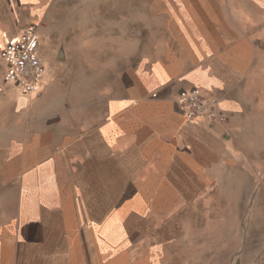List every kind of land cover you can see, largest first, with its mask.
<instances>
[{"label": "crops", "instance_id": "obj_1", "mask_svg": "<svg viewBox=\"0 0 264 264\" xmlns=\"http://www.w3.org/2000/svg\"><path fill=\"white\" fill-rule=\"evenodd\" d=\"M46 5L0 0V51L33 26L46 68L22 96L0 59V264H264V0L156 1L81 75Z\"/></svg>", "mask_w": 264, "mask_h": 264}, {"label": "rangeland", "instance_id": "obj_2", "mask_svg": "<svg viewBox=\"0 0 264 264\" xmlns=\"http://www.w3.org/2000/svg\"><path fill=\"white\" fill-rule=\"evenodd\" d=\"M159 0H45L46 27L58 42L60 50L73 56V63L81 75L82 63H88V47L97 63L98 48L113 54V42L129 48L130 36L147 34L145 24H151L150 8ZM158 21V20H157Z\"/></svg>", "mask_w": 264, "mask_h": 264}, {"label": "built area", "instance_id": "obj_3", "mask_svg": "<svg viewBox=\"0 0 264 264\" xmlns=\"http://www.w3.org/2000/svg\"><path fill=\"white\" fill-rule=\"evenodd\" d=\"M38 47L39 36L35 27L30 26L0 51V59L6 67L3 82L14 86L22 96L38 93L45 85L46 68ZM177 102L188 120H206L221 126L226 123L217 104L202 95L198 89L181 91Z\"/></svg>", "mask_w": 264, "mask_h": 264}]
</instances>
